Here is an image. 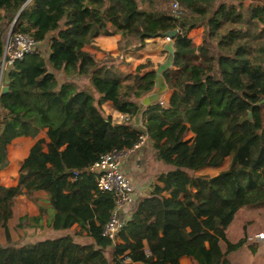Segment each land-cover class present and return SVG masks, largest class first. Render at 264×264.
I'll list each match as a JSON object with an SVG mask.
<instances>
[{
    "label": "trees",
    "instance_id": "trees-1",
    "mask_svg": "<svg viewBox=\"0 0 264 264\" xmlns=\"http://www.w3.org/2000/svg\"><path fill=\"white\" fill-rule=\"evenodd\" d=\"M169 1L0 0V54L10 29L48 43L45 54L17 60L3 75L9 90L0 88V264H104L110 247L119 264H180L182 256L247 264L258 252L249 238L261 229L249 224L264 222V0H177L179 15L166 9ZM194 27L204 29L200 44L188 36ZM172 29L173 64L163 72L168 106L141 103L156 88L155 70L141 65L124 74L122 57L98 59L89 48L99 35L114 34L120 47H142ZM106 101L125 119L107 114ZM140 114L146 129L133 123ZM44 130L48 141L31 147L17 185H4L9 145ZM145 133L156 159L172 168L137 200L113 240L103 225L116 197L88 168L107 152L132 149ZM227 159V170L197 174ZM19 195L39 209L20 217L22 228L45 227L46 217L63 234L15 243L9 224ZM85 236L92 241L77 240ZM243 249L246 255L233 258Z\"/></svg>",
    "mask_w": 264,
    "mask_h": 264
},
{
    "label": "crops",
    "instance_id": "crops-1",
    "mask_svg": "<svg viewBox=\"0 0 264 264\" xmlns=\"http://www.w3.org/2000/svg\"><path fill=\"white\" fill-rule=\"evenodd\" d=\"M172 1V0H171ZM247 1V0H246ZM250 4L254 3L250 0ZM260 2H256L254 4H258ZM204 29L203 27H194L189 31L188 36L196 43L200 44L203 39ZM121 35H99L96 38L93 47H89L97 56L98 59H101L105 56L106 52H110L114 56H120L122 59L119 62V70L124 74H132L137 72V69L141 65H146L142 72L155 70L157 72V76L159 73L163 75V72L172 67L173 57H174V45L171 42L166 41L164 36L152 37L147 39V42L142 47H120ZM148 65V66H147ZM158 79V77H157ZM156 89H158V81L156 80ZM166 82V81H165ZM167 84V83H166ZM5 85V84H4ZM154 92V91H153ZM172 94V90L167 86V90L161 98H163L168 106L170 96ZM103 108L106 113L112 115L113 119L116 121H122L125 119V115L118 110H116L111 101H106L103 103ZM133 123L138 126L144 125L143 114H140ZM38 138H45L48 141V137L46 134V130L42 131L37 138L32 137H18L12 143H16L18 145L19 155L18 157L22 159V161L28 156L31 147L34 145ZM12 145V144H11ZM10 147V145H9ZM12 160V159H11ZM14 163L17 162V158L13 159ZM21 165L18 167L14 164L11 168V173L13 174L12 178H2V173L7 170L1 172V182L6 186H15L18 183L19 170ZM209 167L207 166L197 173L202 174ZM124 168L129 177L133 180L137 187V195L138 198L142 196L148 195V193L153 189L155 183H159V175L162 173L168 172L172 167L169 165H165L159 162L156 159V151L153 147V144L150 140H147V144L136 149L131 155L124 159ZM204 175V174H202ZM164 185V182H160ZM22 197H26L22 195ZM27 200V206L30 209V215H38L39 209L38 207L31 201ZM134 205L126 204L123 209H120L119 214L126 221L130 219V217L134 213ZM46 217H44V223H46ZM78 228V226H74ZM52 229V226H50ZM66 234V233H65ZM257 234V233H256ZM255 234V235H256ZM254 235V236H255ZM253 236V237H254ZM83 238L85 240H83ZM83 238H78L77 240L81 242H91L92 239L88 236ZM252 238V237H251ZM250 241H255L252 240ZM117 241H120L118 238ZM261 243V241H256ZM264 247V243L262 245ZM262 250L258 248V252L256 254H250L249 259L255 261L256 264H264V256L261 255ZM264 253V252H263ZM261 256V257H256ZM108 261L104 264H119L114 260L113 255V247H110L107 250ZM252 258V259H251ZM261 258V259H259ZM86 264H91L90 262H86ZM132 264H143V262L136 261L132 262ZM180 264H198L195 259L189 256H182L180 258Z\"/></svg>",
    "mask_w": 264,
    "mask_h": 264
},
{
    "label": "built area",
    "instance_id": "built-area-1",
    "mask_svg": "<svg viewBox=\"0 0 264 264\" xmlns=\"http://www.w3.org/2000/svg\"><path fill=\"white\" fill-rule=\"evenodd\" d=\"M171 3L170 11L175 15L181 14V4L177 0H172ZM164 37L166 41L171 42L174 45L173 37ZM46 44L47 41H38L29 34L12 33L11 30H9L7 38L5 39L3 52L0 54V88L4 85L2 82L4 73L17 60L24 58L27 53L31 52H42L45 54L42 47ZM159 102L162 105L167 106L165 100L161 97ZM143 128L146 129L144 125ZM147 140H149V138L145 133L141 136V140L132 149L107 152L88 168L89 171L97 175L99 188L113 192L116 197V206L113 214L103 225V235L108 236L113 240L118 237V234L123 229L126 222V220L119 214L120 209H123L126 204H132L135 207V204L139 199L137 195V187L125 171L124 159L139 147L146 145ZM76 174H78V172H76ZM251 239L264 243V233L258 232Z\"/></svg>",
    "mask_w": 264,
    "mask_h": 264
},
{
    "label": "rangeland",
    "instance_id": "rangeland-1",
    "mask_svg": "<svg viewBox=\"0 0 264 264\" xmlns=\"http://www.w3.org/2000/svg\"><path fill=\"white\" fill-rule=\"evenodd\" d=\"M251 1H253L254 3L260 2L259 0H251ZM246 3H247V5H249L251 2H250V0H247ZM171 4H172L171 1H169L166 4V9L170 10L171 9V7H170ZM0 13H2V11H0ZM8 32H9V30H8ZM8 32L5 33L4 39L7 38ZM46 45L44 47H42V49H44V53H46V51L48 49V43ZM144 124H145V121H144ZM16 143H14V144L12 143V145L10 144V147L8 148L9 165L4 169V170H7V172H5L4 170H3L4 172L2 171L3 172L2 173V178H4V179L12 178L13 177V174L11 173L12 166L15 164L17 166V169H18V167L22 163V159L18 157L19 150H18V145H16ZM15 158H17V162L16 163H14V160H13ZM229 163H230V159H227L222 166H220V167H209L202 174H204V175H215V174H217V173H219L221 171L227 170L228 166H229ZM27 200L29 201V199L27 197L24 198V197H22V195L17 196L16 200H15L14 217L10 221V224H9L10 228H11V232H12V240L15 243L22 244L24 242L36 241V240H39L41 238H46L48 236L49 237L50 236H59V235L63 234V232L54 231L53 229L50 228V226L46 225L44 222H43V225H45V227H38V230H36L33 227H26V229L22 228L19 225L20 217H22L23 215H26V214L30 215V209H28L29 207L27 206V204H28ZM238 220H240L239 216L237 217V220H235V222L233 221L234 222L233 228H235V229H238V227H239L238 226V222H237ZM257 228L261 229L260 232L264 233V222L263 221L260 222V220H259L257 222L253 221V222H251L249 224V229L250 230H256ZM69 232L74 234V230L73 229H71ZM83 240H85V239L83 238ZM0 242L1 243H6L4 229L1 226H0ZM253 242L256 243V244L259 243V242H256V241H253ZM258 245H259L258 248H260L262 251H264V247H262L263 242L259 243ZM243 254L246 255L245 254V249L239 250L237 252V254L234 255L233 258L239 257L240 255H243ZM256 257H261V256H257L256 255ZM259 259H261V258H259ZM244 260H246V263H250L251 262V260L249 258L244 259ZM251 264H256V263H255V261H252Z\"/></svg>",
    "mask_w": 264,
    "mask_h": 264
},
{
    "label": "water",
    "instance_id": "water-1",
    "mask_svg": "<svg viewBox=\"0 0 264 264\" xmlns=\"http://www.w3.org/2000/svg\"><path fill=\"white\" fill-rule=\"evenodd\" d=\"M11 30V29H10ZM178 30L177 29H172L166 32H161V36H171L175 37L177 35ZM158 89L154 90V92L144 96L141 100V103L145 106L148 107L154 103L159 102L160 97L163 95V93L166 92L167 90V84L165 82V79L161 73L158 74ZM9 90V87L7 85H3L1 87L2 93H6ZM260 103H264V99L261 100ZM251 116V113H250Z\"/></svg>",
    "mask_w": 264,
    "mask_h": 264
}]
</instances>
